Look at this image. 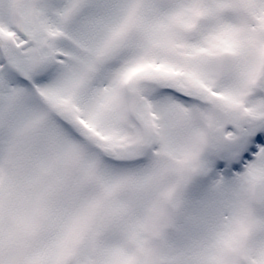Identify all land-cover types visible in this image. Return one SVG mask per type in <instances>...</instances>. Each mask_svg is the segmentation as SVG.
<instances>
[{
  "label": "snow or ice",
  "instance_id": "6c2138e0",
  "mask_svg": "<svg viewBox=\"0 0 264 264\" xmlns=\"http://www.w3.org/2000/svg\"><path fill=\"white\" fill-rule=\"evenodd\" d=\"M0 264H264V0H0Z\"/></svg>",
  "mask_w": 264,
  "mask_h": 264
}]
</instances>
